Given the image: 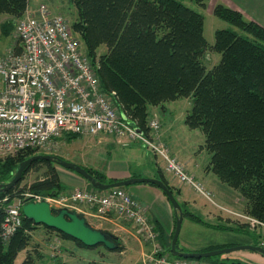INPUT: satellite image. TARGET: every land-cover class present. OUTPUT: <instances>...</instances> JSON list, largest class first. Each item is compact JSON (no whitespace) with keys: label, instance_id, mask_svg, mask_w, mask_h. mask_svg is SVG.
I'll use <instances>...</instances> for the list:
<instances>
[{"label":"trees","instance_id":"1","mask_svg":"<svg viewBox=\"0 0 264 264\" xmlns=\"http://www.w3.org/2000/svg\"><path fill=\"white\" fill-rule=\"evenodd\" d=\"M68 1L71 18L67 19L72 30L95 66L103 88L115 92L121 113L147 134L154 114L151 109L164 107L166 102L180 98L191 99L192 107L185 123L204 134L201 147L211 154L207 169L213 171L221 183L238 191L246 201L247 212L264 222V26L218 2L214 15L247 35L222 28L215 32V41L211 44L205 36V15L188 6L185 0ZM192 1L205 9L210 0ZM27 5V0H0V16H8L1 27L11 29H2L4 33L14 31ZM20 50L18 46L17 52ZM209 51L220 54L219 62L212 68L203 60ZM37 154L46 152L27 148L1 156L0 182L11 180L18 165ZM37 166L41 168L38 177L28 186L20 187ZM59 166L54 160L38 159L13 188L0 193V264H93L92 260L97 257H87L97 253L93 248L99 250L102 246V251L109 256L108 251L116 252L123 247L119 236V246L115 250L103 244L86 246L24 215L22 226L12 237L2 236L9 203L4 198L23 194L26 190L44 195L61 194L63 184ZM85 168L102 182L117 181L107 178L98 169ZM160 171L158 178L176 192ZM184 210V215L192 220L212 225L200 215ZM33 233L45 239V244L36 245L34 252L30 249ZM174 233L168 244L161 243V239L159 242L165 252L177 257L169 250ZM71 242L77 249L70 246ZM220 247L225 246L205 251ZM177 248L183 251L178 243ZM24 250L28 254L18 263V256Z\"/></svg>","mask_w":264,"mask_h":264},{"label":"built area","instance_id":"2","mask_svg":"<svg viewBox=\"0 0 264 264\" xmlns=\"http://www.w3.org/2000/svg\"><path fill=\"white\" fill-rule=\"evenodd\" d=\"M27 1L15 31L21 50H12L0 59V157L27 148L52 153L60 147L59 138L64 134L128 137L151 147L163 158L165 170L180 182L207 194L203 184L162 141L159 119L151 120V135H147L121 113L115 92L103 88L69 20L62 13H54L48 3L40 4L35 11L31 8L32 0ZM26 195L25 199L7 204L1 232L5 239L22 226L23 206L45 199L55 207L80 210L78 206H88L89 214L101 221L116 216L132 222L138 237L152 245L153 254L146 264H227L204 258L172 257L165 252L148 207L126 187L81 188L56 196L33 192ZM245 217L264 228L263 221ZM260 242L264 247V239Z\"/></svg>","mask_w":264,"mask_h":264},{"label":"rangeland","instance_id":"3","mask_svg":"<svg viewBox=\"0 0 264 264\" xmlns=\"http://www.w3.org/2000/svg\"><path fill=\"white\" fill-rule=\"evenodd\" d=\"M48 1V3L51 1V5H49L54 13H62L66 18H71L68 13V10H71L69 9L70 5L68 0ZM185 3L205 15V36L209 43H214L215 32L222 28H231L247 35V33L240 28L214 15V1L210 0L205 9L192 0H185ZM7 18V15L0 16V59L7 57L12 50L17 51L19 43L18 38L15 36L16 27L14 31L9 34L2 31V29L11 31L8 26L4 28L1 27V22ZM203 60L208 68H212L213 65L219 62L220 54L209 51L204 56ZM191 107V99L180 98L166 102L164 107H154L151 111L154 113L155 108L160 111L155 118L159 119L161 124L158 133L162 141H164L166 145L168 143L169 146H167L170 151L178 156V159L184 163V166L191 169L192 172L194 171L193 174L195 178L203 184L207 194L198 191L189 184L180 182L177 177L168 173L166 170L164 173L163 170L160 171L161 167L165 168L163 158L139 139L134 140L128 137L117 138L107 135H73V137L70 138L72 135L64 134L59 138L60 147L53 151V153L61 156L63 159L83 165L84 167L98 169L106 175L108 173V164L112 161H120L128 164L130 167L129 174H132V176L151 177V170H154L160 171V174H164L170 181L172 179L171 183L181 188V194L178 191L174 192V194L178 202L182 204L183 210L187 209L200 215L207 222L214 224L212 227H208L202 222L194 221L190 216L184 215L182 229L178 239V247L184 252H194V250L204 249L209 246L219 247V245H223L224 243H227L225 247L255 244L262 246L260 240L264 239V228H262L261 225H253L251 221L245 217L254 216L247 212L246 201L243 196L238 191L221 183L216 174L207 169L211 154L207 149L201 147L205 140L204 134L201 130L192 129L185 123V117ZM147 135H151L150 129ZM62 167L59 166L58 168ZM40 171V167H34L21 183L20 187L28 186L38 177ZM208 179H210V182H208ZM131 186L126 188H130ZM85 189H92V186L89 184ZM30 192V190H26L23 194L12 197L6 196L4 201L8 200L9 203H15L19 199H25L27 197L26 194ZM184 200L188 201V203L185 204ZM171 206L173 208L172 204ZM91 214L92 213L89 214L88 212L87 218L93 226L99 228L106 227L103 221L98 220ZM191 222H196L200 225H193ZM175 228L176 225L174 231ZM50 233L53 234L51 231ZM136 235L138 237L137 229ZM39 236L40 235L33 233L32 245L30 246L33 252L35 251L34 247L36 245L41 247L40 245L45 244V239L43 237L40 239ZM138 239L141 240L139 237ZM186 239L188 243H186ZM172 240L173 239H171V246ZM139 242L134 238L129 241H121L123 247L119 251H108L109 255L113 254L111 255L112 257L107 256V254L102 251L103 247L99 246V250L93 248L97 253L90 254L87 257L90 259H94L93 257L95 256L97 257L92 260L93 264H146L145 261L152 257L153 249L152 246L149 245V249L144 250V254L141 255V244ZM259 242L260 244H257ZM145 243L150 244L149 242L142 241V244ZM125 248L127 251H125ZM169 250L171 251V247ZM27 254L25 250L22 251L18 256L17 262L19 263L25 259ZM138 254L140 256L139 261H137ZM101 256H105V258L102 259ZM205 259L214 263L225 261L229 264L233 262L235 264H264V255L252 249H238L230 253L215 255Z\"/></svg>","mask_w":264,"mask_h":264},{"label":"water","instance_id":"4","mask_svg":"<svg viewBox=\"0 0 264 264\" xmlns=\"http://www.w3.org/2000/svg\"><path fill=\"white\" fill-rule=\"evenodd\" d=\"M141 132L142 130L139 129ZM38 159H48L58 162L61 166L73 170L87 179L94 188L99 190H107L113 187L131 186L138 183H152L158 185L167 195L176 211V228L172 240L171 252L179 257L185 258H208L215 255L230 253L238 249H252L264 255V247L260 245H239L225 247L203 252H184L177 248L179 235L182 229L184 219V210L182 205L176 199L173 191L161 179L156 177H137L133 176L114 182L105 183L98 180L82 165L60 158L53 154H37L23 160L17 167L14 177L11 180L0 183V193L6 192L13 188L22 178L24 172L30 165ZM57 192H51V196H56ZM23 215L34 221L36 224H44L50 228L57 229L63 233L81 241L86 246H96L103 244L110 250H115L119 246L118 236L109 233L105 228L93 226L86 214L77 209L69 207H55L49 201L43 199L35 202L26 203L23 208Z\"/></svg>","mask_w":264,"mask_h":264},{"label":"crops","instance_id":"5","mask_svg":"<svg viewBox=\"0 0 264 264\" xmlns=\"http://www.w3.org/2000/svg\"><path fill=\"white\" fill-rule=\"evenodd\" d=\"M214 3L218 2H223L227 4L228 6L241 11L247 18L254 20L255 22L259 23L260 25L264 26V0H212ZM31 8L32 10H35L38 8L40 4H47L48 1H43V0H32L31 1ZM51 3V1H50ZM48 3V5L50 4ZM51 5V4H50ZM160 113L157 108L154 109V114L153 118L157 117V115ZM163 134V133H162ZM168 145V143H167ZM169 146V145H168ZM172 155L177 157L178 156L172 152ZM184 164V163H183ZM186 170L195 176L192 172L191 169L187 168L185 166ZM58 172L60 174V179L63 184V194H69L75 190L85 188L89 186V183L85 178L77 174L76 172L67 169V168H57ZM130 167L128 166L127 163L120 162V161H112L111 163L108 164L107 167V177L109 179H114V180H121V179H126L133 177L132 174H129L130 172ZM152 169V168H151ZM163 170V173L165 171V168L161 167ZM152 174L150 175L151 177H156L158 178L159 171H154L151 170ZM168 179V178H167ZM210 179H208V182ZM169 183L174 187L175 191H178L181 194V188L178 186H175L171 183V181L168 179ZM159 186H156L152 183H138L132 185L130 188H127L136 198H138L140 201H142L143 204H145L148 207V215L150 219L156 224V226L159 228V233L162 241L166 244L169 243V240L172 236V233L174 231V227L176 225V211L174 207L172 208L171 202L167 195L164 193V191L161 188H157ZM184 203H188V201L184 200ZM78 208L85 212H89L88 206L82 205L78 206ZM216 217V216H214ZM104 224L106 225L105 229L112 231L115 235L119 236L121 239L120 241H129L132 238L137 240L141 245V255L144 254V250L149 249V245L151 244H142V241L138 239L136 235V226L130 222V221H125L123 219H119L116 216H112L108 220H102ZM192 223V222H191ZM210 223V222H209ZM193 225H200L196 222L192 223ZM212 224V223H211ZM212 225H206L205 226H210ZM186 243H188L186 239ZM227 243H224L223 245L219 246H226ZM73 243H70V246L73 247ZM152 246V245H151ZM216 246H209L204 249H198L194 250V252H199V251H205V249H210L214 248ZM74 249H77V247H73ZM125 251L127 249L125 248ZM127 253V252H126ZM110 254L109 257H112ZM138 260L140 259V256L138 254ZM113 259V258H112Z\"/></svg>","mask_w":264,"mask_h":264},{"label":"bare ground","instance_id":"6","mask_svg":"<svg viewBox=\"0 0 264 264\" xmlns=\"http://www.w3.org/2000/svg\"><path fill=\"white\" fill-rule=\"evenodd\" d=\"M261 241V240H260ZM256 245V244H255ZM263 247V246H262Z\"/></svg>","mask_w":264,"mask_h":264}]
</instances>
